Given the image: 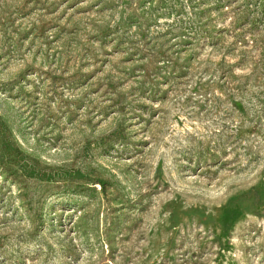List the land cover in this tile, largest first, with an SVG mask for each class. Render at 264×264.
<instances>
[{"label":"rangeland","instance_id":"374dc122","mask_svg":"<svg viewBox=\"0 0 264 264\" xmlns=\"http://www.w3.org/2000/svg\"><path fill=\"white\" fill-rule=\"evenodd\" d=\"M220 1L0 0V264H264V0Z\"/></svg>","mask_w":264,"mask_h":264},{"label":"trees","instance_id":"16d2710c","mask_svg":"<svg viewBox=\"0 0 264 264\" xmlns=\"http://www.w3.org/2000/svg\"><path fill=\"white\" fill-rule=\"evenodd\" d=\"M163 2V1H162ZM149 6H150V8L152 7V4H150V1H148V3H147ZM158 5H159V7H160V11L162 10V8H161V6H164V5H161L160 3H158ZM258 5V4H257ZM138 6L141 8V10H146L147 8H144L143 6L144 5H141V3H139L138 4ZM225 6V4L224 3H221V1L220 0H216V2L213 4V8L215 9V10H218V9H221V8H223ZM152 9V8H151ZM193 9V7H191V10ZM210 9V7H204V8H202L201 9V12L202 11H206V10H209ZM172 10H174L173 8H172ZM192 12H193V17L195 18V17H197L196 15H195V12H194V9L192 10ZM171 13V11H169V13L167 14V15H169ZM130 18H132V14H129V15H127L126 16V19H129L130 20V22L131 23H136L137 21H135V18H133V19H130ZM198 18V17H197ZM243 27L244 26H246V25H242ZM203 28V27H202ZM240 29L242 28V27H239ZM243 29V28H242ZM178 33H176V42H177V44H179V45H181V46H184V44H185V42L188 40L187 38V36L186 35H188V33L189 32H187L186 33V31H184V29L182 30V32H181V29L179 30V31H177ZM261 52H264V51H261ZM166 64H171V63H166ZM169 68H174L175 69V71L176 72H178L179 73V71L180 70H183V68H184V65L183 64H181V66L180 65H176V63H172L171 65H169ZM181 72V71H180Z\"/></svg>","mask_w":264,"mask_h":264}]
</instances>
